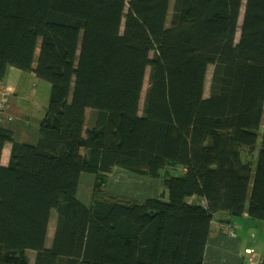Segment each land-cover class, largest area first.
<instances>
[{"label":"trees","instance_id":"trees-1","mask_svg":"<svg viewBox=\"0 0 264 264\" xmlns=\"http://www.w3.org/2000/svg\"><path fill=\"white\" fill-rule=\"evenodd\" d=\"M171 2L0 0V82L51 85L36 143L0 124V264H203L213 220L264 219V0ZM117 166L160 194L109 193Z\"/></svg>","mask_w":264,"mask_h":264},{"label":"crops","instance_id":"crops-1","mask_svg":"<svg viewBox=\"0 0 264 264\" xmlns=\"http://www.w3.org/2000/svg\"><path fill=\"white\" fill-rule=\"evenodd\" d=\"M37 60H35V64ZM9 90L12 94L10 104L1 108L3 91ZM51 85L45 80L39 79L32 73L22 72L15 67H9L5 78L0 82V124L13 131L16 141L36 143L39 138V125L49 107ZM11 143H7L2 156V164L8 165L11 156ZM118 167V166H117ZM141 175V174H139ZM130 176L117 172L116 168L110 174V186L106 187L109 193L129 196L144 202L148 198L157 197L161 192V181L150 178ZM137 188L140 183H148L154 186L155 191L143 195L133 193L132 190L119 188L123 178ZM94 175L81 174L79 177V198L86 204L90 202ZM108 181V182H109ZM85 184V185H84ZM225 221L213 220L211 231L205 249L203 264H264V219L253 218L247 213L233 218L234 232H227Z\"/></svg>","mask_w":264,"mask_h":264},{"label":"rangeland","instance_id":"rangeland-1","mask_svg":"<svg viewBox=\"0 0 264 264\" xmlns=\"http://www.w3.org/2000/svg\"><path fill=\"white\" fill-rule=\"evenodd\" d=\"M171 9H170V13H169V17H168V24L170 23L171 21V16H172V3L174 0H171ZM149 71H150V68L148 69V76H147V80H146V84H145V89L148 85V77H149ZM213 71H214V65L213 64H205L202 68V76H201V81H200V86H199V97L200 98H204L206 96L209 95V92H210V84H211V79H212V75H213ZM145 93V91H144ZM143 93V95H144ZM143 101L144 99L142 100V105H141V112H142V106H143ZM88 120H89V117H88ZM261 132H259V142H260V136H261ZM257 159H258V151L256 152L255 154V158H254V167H256V163H257ZM116 168V171L117 172H121L123 174H125L129 179H131L130 176H134V177H140V178H145L146 176H141L137 173H134L132 171H130L129 169L127 168H123V167H115ZM152 178V177H150ZM154 180H156L157 182H159V180L157 178H152ZM111 184V181H109L106 185V187L110 186ZM138 187L137 188H130V187H136L134 186L132 183L130 182H126V178L124 177L121 181V185H119V188H122L124 187V190H132L133 193H142L143 195H148V194H151L152 192L154 193L155 191H153L155 189V187L157 186H154L151 184L148 183H140V184H137ZM124 196V195H122ZM126 197H129V196H126ZM131 198V197H129ZM134 199V198H133ZM56 220H57V212L56 210H53L52 211V214H51V220H50V225L47 229V239H51L52 235H53V231L55 229V225H56ZM28 256L30 258V264H34L35 263V259H36V252L34 250H29L28 251Z\"/></svg>","mask_w":264,"mask_h":264},{"label":"built area","instance_id":"built-area-1","mask_svg":"<svg viewBox=\"0 0 264 264\" xmlns=\"http://www.w3.org/2000/svg\"><path fill=\"white\" fill-rule=\"evenodd\" d=\"M12 94L9 92V90L3 91V99L1 103V108H5L10 104V100L12 99ZM232 230V228H230Z\"/></svg>","mask_w":264,"mask_h":264},{"label":"bare ground","instance_id":"bare-ground-1","mask_svg":"<svg viewBox=\"0 0 264 264\" xmlns=\"http://www.w3.org/2000/svg\"><path fill=\"white\" fill-rule=\"evenodd\" d=\"M38 54V53H37ZM145 84H146V82H145ZM85 185V184H84Z\"/></svg>","mask_w":264,"mask_h":264}]
</instances>
